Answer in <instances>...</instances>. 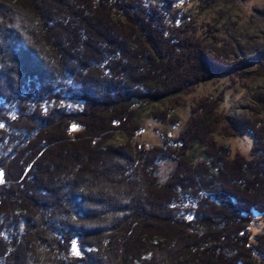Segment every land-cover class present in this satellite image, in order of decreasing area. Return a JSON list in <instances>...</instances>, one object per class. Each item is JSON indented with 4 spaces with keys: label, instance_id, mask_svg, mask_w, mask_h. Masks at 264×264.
I'll return each instance as SVG.
<instances>
[{
    "label": "trees",
    "instance_id": "obj_1",
    "mask_svg": "<svg viewBox=\"0 0 264 264\" xmlns=\"http://www.w3.org/2000/svg\"><path fill=\"white\" fill-rule=\"evenodd\" d=\"M180 2L0 0V264H264V93L234 118L203 97L177 137L135 141L142 109L168 102L153 116L177 126L200 86L264 76V44L221 43ZM215 134L252 135L250 156Z\"/></svg>",
    "mask_w": 264,
    "mask_h": 264
},
{
    "label": "rangeland",
    "instance_id": "obj_2",
    "mask_svg": "<svg viewBox=\"0 0 264 264\" xmlns=\"http://www.w3.org/2000/svg\"><path fill=\"white\" fill-rule=\"evenodd\" d=\"M142 1L147 4L162 6V0ZM7 6L5 5V10L9 20L6 22L10 25L6 26V29L15 31L14 33L25 41L24 48L31 50L34 56L41 58L38 45L31 38L30 33L24 30L30 21L27 11L21 5L17 7ZM178 10L196 17L203 34L207 32V27H211L212 33L215 32L214 36L222 40L221 43L223 41H235L243 44L242 46L264 44V0H181ZM209 43H212L211 38ZM221 92L226 97V102L222 104L221 110L229 118L249 116L255 107L256 98L264 93V76L243 80L218 77L200 86L195 93L183 97L181 105L173 111L172 115L180 122L177 126L162 124L153 116L156 112L166 110L170 106L168 102L142 109L137 118V123L142 127V131L135 141L144 145L146 149H151L154 146H161L166 138L177 137L191 115L190 111L194 102L203 97L218 96ZM76 131H78L77 128H74L73 132ZM214 138L221 147L229 148L232 154L240 152L247 157L250 156L249 153L254 145V138L250 134L232 138L215 134ZM112 139L111 144L115 146L128 142L127 137L121 134H116ZM194 152L197 158L203 154L202 150L199 149ZM173 167L174 162L172 161L160 165L159 179L161 182L166 181V177ZM1 180L0 175V182ZM263 230L264 217L259 223L251 227L253 235L259 234Z\"/></svg>",
    "mask_w": 264,
    "mask_h": 264
},
{
    "label": "snow or ice",
    "instance_id": "obj_3",
    "mask_svg": "<svg viewBox=\"0 0 264 264\" xmlns=\"http://www.w3.org/2000/svg\"><path fill=\"white\" fill-rule=\"evenodd\" d=\"M73 247L75 248V244L73 245ZM78 254V253H77Z\"/></svg>",
    "mask_w": 264,
    "mask_h": 264
}]
</instances>
